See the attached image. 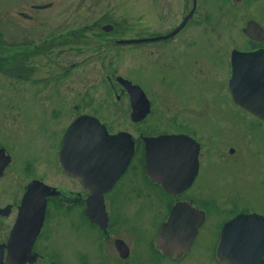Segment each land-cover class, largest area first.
Segmentation results:
<instances>
[{
	"label": "rangeland",
	"instance_id": "1",
	"mask_svg": "<svg viewBox=\"0 0 264 264\" xmlns=\"http://www.w3.org/2000/svg\"><path fill=\"white\" fill-rule=\"evenodd\" d=\"M203 1L200 0L201 16L191 20L177 35L181 41L173 40L170 46L164 42L150 45L142 43L138 46L130 44L124 49L125 53L117 57L111 46L96 54V45L113 42L117 38L168 32L180 22L182 13L191 8L189 0H0V49L6 48L10 52L9 47L14 44L30 46L24 47L29 51L25 59H13L7 66L5 62L2 66L4 71H0V134L5 135L10 142L23 141L30 135L28 131L36 120L35 131L32 129L36 139L41 134L37 126L43 124L37 120L38 117L41 119V107L46 102L38 99L63 96L67 122L72 119V109L68 105L80 100L83 110L98 114L109 127L114 130L123 128L136 135L143 126L131 123L127 116L114 107L118 104L107 98L111 96L109 92L118 90V86H112L115 80L109 82L107 76L121 74L133 82L141 83L155 103L144 123L149 132L171 129L170 117L175 112L180 113V117L194 119L195 109L205 107V115L212 114L209 122L212 125L213 147L225 141L228 144L242 142L249 146L264 141V129L258 123L254 126L251 116L240 110L226 84L230 74V51L236 47L246 49L254 46L241 31L246 20L254 18L264 26V0H207L208 7ZM48 2H52L49 7L40 9L33 6ZM22 12L28 17L23 16ZM205 13H209L212 23L204 22V17H207ZM106 23L113 25L110 32L101 30V26ZM193 35H199L193 38L197 43L182 42L191 40ZM5 42L9 44L3 47ZM33 42L40 43L37 45ZM261 44L264 46V40ZM172 62L175 65L171 71H161V63ZM70 63L74 67L63 73L65 68H70ZM141 69L143 74L139 72ZM162 74L173 78L172 89L166 80L162 83L159 81ZM185 97L192 102L190 108L175 101V98L182 101ZM25 99L38 101L31 102L34 107L30 110L25 106L26 102L18 103ZM192 132L198 134L197 129H192ZM57 136L54 133L46 136V139L52 143ZM211 163L214 169L204 174L201 186L193 188L195 196L199 195L201 189L218 196L244 193L250 198L249 206L264 207V185L259 184L258 174L243 179L238 177L236 169L235 174L229 173L222 161L214 158V163ZM38 166V172L41 173L43 164ZM252 166L256 169L255 163L252 162ZM49 168L45 171L47 179L51 177ZM54 178L56 182L59 180L58 172ZM126 183L125 179L117 190ZM153 189L152 200L157 219L158 215L166 214L170 199L161 189ZM211 205L205 206L212 210ZM108 210L110 220L133 218L135 212L130 204L123 210L111 207ZM143 215L146 216L145 213ZM54 217L50 224L57 228L44 229L42 237L47 234L50 240L44 244L45 239H41L38 246L48 258H54L59 264H120L118 259L115 261L106 255L111 252L115 254L113 246L102 239L79 207L72 208L68 213H60L59 216L56 213ZM220 217H225V214H208L207 221L194 240L191 253L179 262L151 251L149 226L152 219L145 220V235L141 230L139 239H129L135 241L136 254H149L152 260H148V264H215L211 253L219 232ZM103 251H106L105 255Z\"/></svg>",
	"mask_w": 264,
	"mask_h": 264
},
{
	"label": "flooded vegetation",
	"instance_id": "2",
	"mask_svg": "<svg viewBox=\"0 0 264 264\" xmlns=\"http://www.w3.org/2000/svg\"><path fill=\"white\" fill-rule=\"evenodd\" d=\"M207 0H204L202 3L208 7ZM191 3V8L187 10V12L182 13L181 20L185 17V14H188L193 4L195 5V8L191 12L190 17L184 22V24L181 26V29L176 32L175 34L171 35V37L168 38H160V39H150L149 41L145 42H139L132 45L138 46L139 44L145 43V44H153L158 42H164L165 45H171V41L173 40H179L181 41V38H179L177 35H179L186 26L193 20L195 17H200V8H201V2L200 0H189ZM35 5V4H34ZM33 5V6H34ZM23 16L28 17V15L24 12H22ZM207 17H204V22H208V24L212 23L213 19L210 17L209 13H205ZM181 20L179 23H181ZM196 20H194L195 22ZM178 23V24H179ZM178 24L174 25L170 30L175 28ZM170 30L168 32H170ZM166 33V32H165ZM177 36V37H176ZM199 35H193L191 37V40L188 41H182L184 44H192L197 43L194 42L193 38L198 37ZM53 37V35H52ZM100 37V36H98ZM102 37V36H101ZM183 37V36H182ZM45 39V38H44ZM104 39V38H102ZM184 39H187L184 37ZM43 40V39H42ZM41 40V41H42ZM105 40V39H104ZM40 41V42H41ZM106 42L101 45H96V54L97 52L103 51L102 49L110 47L114 51V55L117 57L118 54L125 53L124 49H126V46L130 45L128 44H122L115 42ZM9 43H4V45L8 46ZM174 44V43H173ZM23 45H13L10 46V52H7L3 54L5 56V62L6 66L10 65L9 63L13 62V59L19 58L25 59L27 56L26 54L29 52L26 49H22ZM259 46H263L258 44V42L254 43V46L250 47L253 49H256ZM11 47H20L19 51L18 49L11 48ZM26 47V44L24 45ZM138 49V48H135ZM252 49V50H253ZM96 54L94 56H96ZM197 62V60H195ZM71 64V63H70ZM159 64V63H158ZM161 63L160 69L164 72H169L174 68V63L171 64L168 63ZM157 66V63H155V67ZM74 67V64L70 65V68H65L63 70V73L69 72ZM230 67V63H229ZM24 70V69H23ZM231 70V69H230ZM160 71V70H159ZM201 71V69L199 70ZM140 74H143V70H139ZM7 75V74H6ZM115 75V74H113ZM113 75L109 74L107 76V79L109 82L112 80L114 81L118 74H116L114 77ZM172 75V73L170 74ZM170 75H163L159 78V81L162 83L163 80H166L168 83V87L172 89L174 86L173 84V78L170 79ZM230 75V74H229ZM143 78V76H141ZM145 78V77H144ZM229 79V78H228ZM130 80V79H129ZM116 81V80H115ZM133 82V81H132ZM145 82V79H144ZM228 82V80H227ZM117 83V82H115ZM114 83V84H115ZM137 83L140 87H142L143 91L147 94V97L149 99L150 103V110L139 122H133L131 120V105L129 104V95L126 92V89L120 84L117 83V85L112 86H118V90H113L111 96L107 97L113 99V103H117L118 105H114L115 108H118V112L127 116L129 121L131 123L139 124L143 126L142 130L138 132L136 135H131L134 139V151L132 156L130 157V161L124 168L123 172L119 175V177L116 179V181L113 183V186H111L105 193H104V202H106V209L109 213V219L106 225V230L102 231L100 227L97 224H94L95 228L98 230L97 232L101 235L102 239L104 241H109L111 245L114 248V253L111 252V254H107L106 251L102 252L103 255H109L110 258L114 259L115 261L118 259L120 261V264H148V260H152L151 257H148V255L144 254H136L135 253V245L133 242L139 239V237L142 235L140 231L142 230L144 232L145 229V220L146 219H152L150 223V237L151 240L149 241L151 245V251L155 253L156 255H161L167 259H171L172 261L179 262L181 259H183L185 256L189 255L191 252V249L195 243V239L197 235L200 233L201 227L205 224L207 221L208 214L211 213H217L219 216L221 214H225V217H220V227L219 232L216 236V242L212 248L211 258L215 264H225L224 262H220L216 257V247L219 242L220 233L222 231V225L224 222H226L229 219H232V216L238 214V213H253L256 212L260 214L264 218V210H257V209H264L258 208L256 206H249L248 205V199H250L248 196H246L244 193L242 194H231V195H221L218 196L216 193H208L206 190H200L199 195L196 194V196L193 194L192 190L197 185H202V178L204 177V174L209 171V169H214L213 164L214 158L218 161H222L223 164H225V168L228 169L229 173L235 174V169L238 170V177L243 179L251 178L253 174H258L257 177L259 179V184L262 186L264 185V141H260L256 143L255 145H247L246 143L240 142L239 144L231 143L229 144L225 141L224 144L219 145L218 147H213L211 144V137L213 135L212 133V125L209 122L210 115L212 114H206L203 112L205 110V107H197L195 109L194 119L188 118V117H180V113L175 112V114L170 117V125L171 129H164V131H153L149 132L147 130V125L144 123L146 122L147 118L151 115L153 106L155 103L153 102V99H151L146 92L145 88L141 83ZM147 83V82H146ZM178 86H181L177 82ZM227 84V83H226ZM185 85V84H184ZM180 88V87H179ZM184 90V86L182 87ZM180 88V89H182ZM259 89L253 90L254 94L256 93H262L264 92V88L262 86L258 87ZM109 93H106V95H109ZM113 95V96H112ZM79 97V96H78ZM86 97V96H85ZM88 97V96H87ZM86 97V98H87ZM192 97V96H191ZM190 97V98H191ZM81 99V98H80ZM105 99V98H104ZM45 101V105L42 110V114H40L41 119L38 117V122L42 121V126H37L40 130L37 138L35 139L32 131H35V122H33L32 128L29 129L28 132H31L30 135H27V139L23 141H14L10 142V140L5 136L0 134V243L5 244L8 240V236L10 232L14 231V225L15 222L18 219V213L21 208L23 197L25 196V192L27 190V187L30 185L32 181L40 180L43 183H46L47 185L54 186L58 192L50 196L49 199L45 202V211H44V219L42 222V225L40 227V233L36 236V239L34 240L32 244L33 251L38 253V257L34 261L35 264L37 262H40L42 264H57L55 259L48 258L45 253L41 251V249L38 248L40 240H44V244L50 240L49 235L44 234V238L42 237L44 233V229H50V228H57V226H54L53 224H50L53 222L52 217L57 215L59 216L60 213H68L71 211L72 208L79 207L81 209V212L84 214V208H85V201L88 196L91 195V192L88 188H86L82 182L80 181L81 178H79L76 175L68 174L67 172H64L62 170L60 161H59V149L63 143V135L67 130V126L76 118H78L79 115H92L94 117H97L107 128L108 132L114 133L121 131V129L114 130L111 126L107 124V122L98 114L91 112V111H85L82 109V106L80 104V100L77 102H74L70 105H68L69 109H72L70 111L71 113V120L67 122V118L65 117V98L63 96H55V97H44V99H38ZM34 100V101H38ZM85 101V99H83ZM186 97L184 100H178L175 98L176 102H179V104H182V106L185 104V107L190 108L192 106V102L188 101ZM32 99H25L23 101H20L18 103H24L26 107H28L31 110V107H34L32 104L34 102ZM32 102V103H31ZM112 102V101H111ZM86 103V102H85ZM112 103V105H113ZM174 105V103L172 102ZM178 104V103H176ZM204 104V103H201ZM240 110L246 113V115L251 116L254 126L258 123L262 128L264 129V120L259 117V115L253 111H248L244 109L240 104L235 103ZM264 105V101L260 102V105ZM40 106V104H35ZM42 105V104H41ZM83 105V104H82ZM24 106V105H23ZM202 106V105H201ZM199 108V109H198ZM261 109V108H260ZM263 110V109H262ZM260 111V110H259ZM264 111V110H263ZM191 112V111H190ZM180 117V118H179ZM215 121V120H213ZM145 126H147L145 128ZM259 126V127H260ZM33 129V130H32ZM192 129H197L198 134L195 135L192 132ZM180 133V134H188L191 136L199 145L196 149L197 151V171L195 172L191 182L188 184L185 189H183L180 193L177 195L172 194L170 192H166L164 189H162L161 185L157 182H153L151 178L146 174L144 167L145 162V147H144V135H153V134H160V133ZM1 133V132H0ZM55 133L57 136V139L54 142H50L46 139V136H51ZM56 151H55V150ZM54 151L56 152V156H54ZM23 152H26L22 155ZM49 158V162L45 163V159ZM252 162L255 163L256 169L253 168ZM43 164V168L41 167V173L38 172V165ZM49 168V173L51 174L50 178L45 177V171H47ZM58 172V175L60 176L59 180L56 182L54 178V174ZM103 176V170L97 171V177L101 178ZM179 177L184 178L183 175H180ZM127 180V183L124 185L123 188H120L117 190L118 186L123 183L124 180ZM9 182V185L7 183ZM103 183V182H102ZM100 183V185H102ZM153 188L161 189L162 193L166 196V198L170 199L167 205V212L163 215H158L157 219L155 218V211H154V200H152L153 195ZM260 199V198H259ZM186 202L193 206L196 209H202L204 211V221L198 228L197 234L193 237L192 242L189 246V248L182 253L178 258L175 257H169L165 253H163L160 249H158L154 243L155 236L157 234L158 227L164 223L167 219L168 213L170 211L171 206L178 202ZM212 204V210H208L205 205ZM132 205L134 208V217L133 218H115L114 220H110V212L109 208H116L123 210L126 205ZM34 205H29V210L27 215L30 218L34 217ZM143 213L146 214V216L143 215ZM55 214V215H54ZM228 214V215H226ZM85 215V214H84ZM163 216V218H162ZM34 219V218H33ZM92 224V223H91ZM260 227L264 228V221L260 224ZM33 230L32 228H22L20 231H29ZM145 235V232L143 233ZM135 239L134 240H130ZM116 240H121L125 244V255H120V251L117 247V244L115 243ZM105 244V242H104ZM46 246V245H45ZM4 253H7V249L4 248ZM97 258V257H96ZM94 258V259H96ZM106 259V257H105ZM263 263H264V253L262 255ZM100 263V262H99ZM98 263V264H99ZM90 264V262H89ZM103 264V263H102Z\"/></svg>",
	"mask_w": 264,
	"mask_h": 264
},
{
	"label": "water",
	"instance_id": "3",
	"mask_svg": "<svg viewBox=\"0 0 264 264\" xmlns=\"http://www.w3.org/2000/svg\"><path fill=\"white\" fill-rule=\"evenodd\" d=\"M48 5L50 4L41 6ZM191 12L177 28L156 38L168 37L178 31L190 17ZM110 28V24L103 26L104 30ZM242 31L254 40L264 38L263 27L253 19L246 22ZM149 38L118 40L128 43ZM230 57L232 72L228 89L233 99L264 119V105L259 106L260 102L264 101V92L261 94L253 92L254 88L259 89L260 86L264 88V48H257L255 51H241L236 48L231 51ZM117 80L125 86L130 96L132 119L141 120L149 111L145 93L138 85L122 76L117 77ZM67 128L59 152V161L64 171L80 177L82 184L90 190L91 195L85 201V213L104 231L108 213L103 194L113 185L130 160L134 149L133 139L127 131L109 134L97 118L89 115L78 116V119ZM144 139L146 147L144 167L150 178L160 182L170 192L182 191L197 171L198 144L187 134H164ZM98 169L103 170L101 178L97 177ZM180 175L184 178L179 177ZM57 192L55 187L39 180L30 183L24 194L14 231L10 232L6 244L0 243V264H4L3 246L8 249L5 260L10 264H25L35 260L37 254L32 251L31 245L40 231L45 201ZM30 204L34 205V219L27 215ZM170 210L166 222L158 228L155 243L163 253L178 258L189 248L204 215L202 210L182 201H178ZM262 222L263 218L257 213L238 214L225 222L215 250L217 259L225 264H264L262 259L264 228L260 227ZM22 228L33 230L20 231ZM115 243L120 255L126 256L125 244L121 240H116Z\"/></svg>",
	"mask_w": 264,
	"mask_h": 264
},
{
	"label": "trees",
	"instance_id": "4",
	"mask_svg": "<svg viewBox=\"0 0 264 264\" xmlns=\"http://www.w3.org/2000/svg\"><path fill=\"white\" fill-rule=\"evenodd\" d=\"M2 46V45H1ZM4 47V46H3ZM3 54V49L1 47L0 49V70L4 71V67H2L5 63V57L2 55Z\"/></svg>",
	"mask_w": 264,
	"mask_h": 264
}]
</instances>
